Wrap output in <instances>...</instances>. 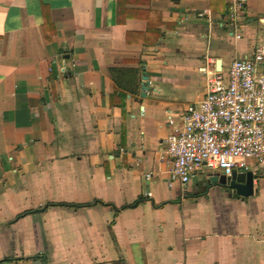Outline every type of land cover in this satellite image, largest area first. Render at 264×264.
Listing matches in <instances>:
<instances>
[{"label": "crops", "instance_id": "obj_1", "mask_svg": "<svg viewBox=\"0 0 264 264\" xmlns=\"http://www.w3.org/2000/svg\"><path fill=\"white\" fill-rule=\"evenodd\" d=\"M263 21L264 0H0V264H264V164L243 200L160 161Z\"/></svg>", "mask_w": 264, "mask_h": 264}, {"label": "built area", "instance_id": "obj_2", "mask_svg": "<svg viewBox=\"0 0 264 264\" xmlns=\"http://www.w3.org/2000/svg\"><path fill=\"white\" fill-rule=\"evenodd\" d=\"M207 16L208 10L198 14ZM203 74L205 98L188 105L180 123L169 117L172 132L160 154L169 188L179 184L186 189L202 171L231 177L235 172L253 173L264 164V46L252 59L234 61L226 75L206 69ZM152 177L145 176L149 190ZM151 196L148 191L146 197Z\"/></svg>", "mask_w": 264, "mask_h": 264}, {"label": "water", "instance_id": "obj_3", "mask_svg": "<svg viewBox=\"0 0 264 264\" xmlns=\"http://www.w3.org/2000/svg\"><path fill=\"white\" fill-rule=\"evenodd\" d=\"M220 62H218V67ZM219 70V69H218ZM143 96L146 95L147 86H143ZM255 176L252 172L241 173L235 172L231 177L222 174L210 173L209 188L218 187L223 191L231 192L232 196L240 197L243 200L255 194L256 188L254 184Z\"/></svg>", "mask_w": 264, "mask_h": 264}, {"label": "trees", "instance_id": "obj_4", "mask_svg": "<svg viewBox=\"0 0 264 264\" xmlns=\"http://www.w3.org/2000/svg\"><path fill=\"white\" fill-rule=\"evenodd\" d=\"M138 85H137V82H134V87H133V89H130L131 90V92H137V90H138Z\"/></svg>", "mask_w": 264, "mask_h": 264}]
</instances>
